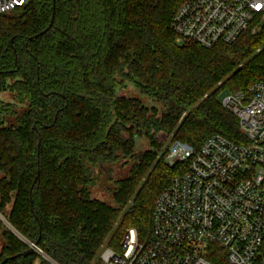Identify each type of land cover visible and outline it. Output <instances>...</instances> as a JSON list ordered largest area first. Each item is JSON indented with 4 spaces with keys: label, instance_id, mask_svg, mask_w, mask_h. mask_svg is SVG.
Here are the masks:
<instances>
[{
    "label": "trees",
    "instance_id": "obj_1",
    "mask_svg": "<svg viewBox=\"0 0 264 264\" xmlns=\"http://www.w3.org/2000/svg\"><path fill=\"white\" fill-rule=\"evenodd\" d=\"M185 1L29 0L0 14V93L13 98L0 99V211L18 233L0 222V263L28 242L91 264L129 228L147 240L158 194L184 170L167 164L171 144L245 140L218 95L264 80V25L231 44L180 43ZM160 132L171 137L161 156ZM208 257L228 264L216 244ZM36 261L51 264L37 251L5 264Z\"/></svg>",
    "mask_w": 264,
    "mask_h": 264
},
{
    "label": "built area",
    "instance_id": "obj_2",
    "mask_svg": "<svg viewBox=\"0 0 264 264\" xmlns=\"http://www.w3.org/2000/svg\"><path fill=\"white\" fill-rule=\"evenodd\" d=\"M28 3L0 0V14ZM262 25L264 0H186L172 21L178 42L206 48L234 43ZM221 103L238 119L245 140L214 133L197 149L171 144L167 164L184 170L158 194L150 237L141 241L129 228L118 249L102 246L91 264H212L214 244L226 251L228 264H264V80L229 89ZM0 222L18 234L1 211Z\"/></svg>",
    "mask_w": 264,
    "mask_h": 264
},
{
    "label": "rangeland",
    "instance_id": "obj_3",
    "mask_svg": "<svg viewBox=\"0 0 264 264\" xmlns=\"http://www.w3.org/2000/svg\"><path fill=\"white\" fill-rule=\"evenodd\" d=\"M121 94H124V95H127V96H139L138 95V93H137V91H135V90H133V89H129V90H127V91H121L120 92ZM0 99H2V100H5V101H13V98L9 95V93L7 94V93H5V92H1L0 93ZM148 103V102H147ZM167 135H165L164 133H162V132H160V133H158L157 134V138L159 139V141H164V140H166L165 141V143H163V148H161V151H159V156H161L162 155V151H163V149L164 148H166V146H168L169 145V143L171 142L170 140V135H168V137H166ZM149 147V142H148V140L146 139V138H140V139H138L137 140V149L138 150H143V149H146V148H148ZM109 172V171H108ZM113 172V171H112ZM116 173H118L119 175H122V174H124L125 173V167H124V169L123 168H121V167H119V166H117L116 167ZM110 174V173H109ZM112 236V234L109 236V237H111ZM109 240H110V238H108ZM102 246H110L109 244H108V240L102 245ZM101 246V247H102ZM112 248H115V249H118L119 248V246H117V247H112ZM101 249V248H100ZM100 251V250H99ZM99 253V252H98ZM98 255V254H97ZM98 257H96L95 258V260L97 259Z\"/></svg>",
    "mask_w": 264,
    "mask_h": 264
},
{
    "label": "water",
    "instance_id": "obj_4",
    "mask_svg": "<svg viewBox=\"0 0 264 264\" xmlns=\"http://www.w3.org/2000/svg\"><path fill=\"white\" fill-rule=\"evenodd\" d=\"M53 17H54V13H53V16H52V19H51V22H50L49 26H48L44 31H42V32H40V33H38V34H36L35 37H39L40 35L44 34V33L50 28V26L52 25V22H53ZM30 39H32V37H31ZM228 94H229V89H228V88L224 89V90L218 95V101L222 102V100L224 99V97H225L226 95H228ZM38 145H39V143H38ZM38 173H39V172H38ZM37 176H38V174H37ZM34 251H35V249L31 247V248H29L28 250H26L25 252H23V253H21V254H17V255H15V256H11V257H6V258H4L0 264H5L8 260L14 259V258H16V257L26 256V255L32 254Z\"/></svg>",
    "mask_w": 264,
    "mask_h": 264
}]
</instances>
